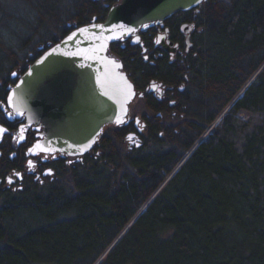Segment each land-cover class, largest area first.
<instances>
[{
	"label": "trees",
	"instance_id": "1",
	"mask_svg": "<svg viewBox=\"0 0 264 264\" xmlns=\"http://www.w3.org/2000/svg\"><path fill=\"white\" fill-rule=\"evenodd\" d=\"M66 1L61 13L49 0H0V28L27 6L36 35L48 23L61 38L115 3ZM186 15L183 117L132 150L106 128L68 180L0 210V264H264V0H205Z\"/></svg>",
	"mask_w": 264,
	"mask_h": 264
},
{
	"label": "water",
	"instance_id": "2",
	"mask_svg": "<svg viewBox=\"0 0 264 264\" xmlns=\"http://www.w3.org/2000/svg\"><path fill=\"white\" fill-rule=\"evenodd\" d=\"M204 1L119 0L102 21L93 16L48 47L8 95L17 114L24 113L29 121L43 125L45 138L35 146L49 153L82 156L99 141L105 127L124 124L136 92L121 62L111 55L110 44L128 36H133L131 43L139 42L137 31ZM132 135L125 138L127 148ZM140 143L137 137L136 146Z\"/></svg>",
	"mask_w": 264,
	"mask_h": 264
},
{
	"label": "flooded vegetation",
	"instance_id": "3",
	"mask_svg": "<svg viewBox=\"0 0 264 264\" xmlns=\"http://www.w3.org/2000/svg\"><path fill=\"white\" fill-rule=\"evenodd\" d=\"M186 12L178 11L161 24L137 31L139 42L131 43L133 36H128L109 46L136 92L126 122L115 127L123 130L122 142L128 150L143 144L149 127H161L157 133L162 136L163 128L174 127L183 117L188 103V57L193 55L195 31V23ZM183 25L186 26L181 30ZM61 38L39 45L26 58L16 55L11 66H0V128L6 130L0 135V210L22 194L44 191L54 182L62 183L80 169L87 154H98L95 146L82 156L38 149L35 144L45 138L43 125L29 121L24 113L17 114L8 103L11 88L27 67ZM158 39L160 43L156 42ZM129 134L134 135L127 148L125 138ZM137 137L141 141L138 147Z\"/></svg>",
	"mask_w": 264,
	"mask_h": 264
},
{
	"label": "rangeland",
	"instance_id": "4",
	"mask_svg": "<svg viewBox=\"0 0 264 264\" xmlns=\"http://www.w3.org/2000/svg\"><path fill=\"white\" fill-rule=\"evenodd\" d=\"M49 1H50V3L52 2L51 4H53L54 6L56 4H58L59 6H60V4H62L64 8L61 7V10H60V7H59V12H61V13H63L64 12L63 10H65L69 6V4L67 3L68 1H66V0H61V2H59L57 0H49ZM100 1H103V0H100ZM115 2H117V1L115 0ZM16 8H17V6H16ZM16 8H15V10H16ZM18 9L20 10V13H21L20 15L22 17L23 22L22 21H17L16 23H15V21L8 22L7 27L2 28L3 31L0 28V32H2L1 36H2L3 42L6 44L7 47H10V49H7L5 51H1L2 57L0 55V66H3V65L4 66H11L12 65V59H13L12 56L14 55L15 52L17 53V56L19 58L23 59V58H26L29 55V53L36 50L39 45H41L43 43L45 44V42L48 40V38H47L48 35H46V38H45L44 35H42V34L49 33L51 38H53V39L57 38L59 35L58 32L55 31L54 27L48 23L46 24V28H45L46 31L45 32H43V31L39 32L38 31V33L36 35L35 30H33L32 27H29L30 25L35 23L34 12L32 11V9H29L27 6L26 7L25 6L19 7L18 6ZM70 25H71V23H70ZM249 81L247 83H249ZM247 83H246V85H244V88H242L239 91V93L237 94V98H239L243 95L244 90L248 85ZM228 107H230V105H228L227 107H225L222 110V112L219 114V116L206 128L205 132L208 133L211 129H213L215 126H217L221 122L222 117L226 113ZM241 118L245 119L246 116L244 114H241ZM176 123H177V121H176ZM106 128H108V127H105V129ZM124 144L125 143H123L121 141V146H120V143H118V146L126 149ZM186 156H185V158H186ZM67 180H68V178H67ZM67 183L69 184V181Z\"/></svg>",
	"mask_w": 264,
	"mask_h": 264
},
{
	"label": "snow or ice",
	"instance_id": "5",
	"mask_svg": "<svg viewBox=\"0 0 264 264\" xmlns=\"http://www.w3.org/2000/svg\"><path fill=\"white\" fill-rule=\"evenodd\" d=\"M195 2H196L197 4H199V3H200V0H195ZM130 31H131V30H130ZM156 42H157V43H160V40L158 39ZM145 59H147V57H145ZM13 75H15V73H14ZM9 100H11V97H9ZM20 115H22V113H20ZM5 131H6L5 129L0 128V135H2ZM21 139H23V136L21 137ZM128 139L131 141V140H132V137L129 136ZM29 151H31V150H29ZM29 166H31V161H29ZM48 174H50V173H48ZM17 175H19V174H17ZM8 183H9V184L13 183L11 177H9V179H8Z\"/></svg>",
	"mask_w": 264,
	"mask_h": 264
},
{
	"label": "bare ground",
	"instance_id": "6",
	"mask_svg": "<svg viewBox=\"0 0 264 264\" xmlns=\"http://www.w3.org/2000/svg\"><path fill=\"white\" fill-rule=\"evenodd\" d=\"M197 8V7H196ZM195 9V8H194Z\"/></svg>",
	"mask_w": 264,
	"mask_h": 264
}]
</instances>
